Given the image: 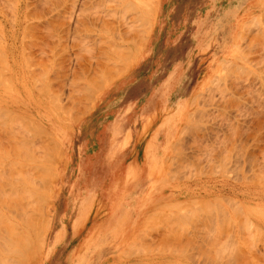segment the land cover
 I'll return each instance as SVG.
<instances>
[{
    "label": "rangeland",
    "instance_id": "rangeland-1",
    "mask_svg": "<svg viewBox=\"0 0 264 264\" xmlns=\"http://www.w3.org/2000/svg\"><path fill=\"white\" fill-rule=\"evenodd\" d=\"M0 111V264H264V0H0Z\"/></svg>",
    "mask_w": 264,
    "mask_h": 264
},
{
    "label": "bare ground",
    "instance_id": "bare-ground-1",
    "mask_svg": "<svg viewBox=\"0 0 264 264\" xmlns=\"http://www.w3.org/2000/svg\"><path fill=\"white\" fill-rule=\"evenodd\" d=\"M117 2H120V1H117ZM243 2H244V1H243ZM120 3H121V2H120ZM140 4H143V3H140ZM140 4L137 6L138 8H139ZM145 5H146V6H144V7H146V9H147V8L149 9V7L147 6V4H145ZM121 6H122V5H121ZM124 6H125V5H124ZM129 6H130V5H129ZM127 7H128V6H127ZM127 7H124L123 9H125V8H127ZM130 8H131V6H130ZM236 8H237V7H236ZM123 9H122V10H123ZM127 9H128V8H127ZM147 11H149V10H147ZM122 12H123V11H122ZM131 12H133V11H131ZM134 12H135V11H134ZM150 12H151V11H150ZM133 14H134V13H133ZM138 14H139V12H138ZM138 14H137V15H138ZM136 17H138V16H136ZM142 17H143V16H142ZM139 18H140V17H139ZM139 18H137V20H140ZM142 19H143V18H142ZM142 19H141V20H142ZM144 19H145V18H144ZM146 22H148V21L146 20ZM149 22H150V21H149ZM149 22H148V23H149ZM149 24H150V23H149ZM142 26H143V25H142ZM146 26H147V25H146ZM138 27H139V26H138ZM147 28H148V27H147ZM107 29H108V28H107ZM138 29H140V28H138ZM138 29H137V30H138ZM110 30H111V29H110ZM142 30H143V29H142ZM145 30H146V29H145ZM147 32H148V31H147ZM143 33H144V32H143ZM145 33H146V32H145ZM117 35H118V34H117ZM120 37H121V35H120ZM143 37H144V36H143ZM143 37H142V38H143ZM117 38H118V36H117ZM119 39H120V38H119ZM142 40H143V39H142ZM145 40H146V39H145ZM112 43H113V42H112ZM112 43H111V44H112ZM122 44H123V43H122ZM140 44H141V43H140ZM142 44H143V43H142ZM111 46H112V45H111ZM140 46H142V45H140ZM118 47H120V46H118ZM118 47H117V48H118ZM121 47H123V46H121ZM110 49H111V48H110ZM113 49H114V48H113ZM106 50H107V49H106ZM129 50H130V49H129ZM122 52H123V51H122ZM116 53H117V52H116ZM130 53H131V52H130ZM130 53H128V55H129ZM124 54H125V52H124ZM126 54H127V53H126ZM114 56H115V55H114ZM116 56H117V55H116ZM119 56H120V54H119ZM123 56H124V55H123ZM126 56H127V55H126ZM106 57H107V56H106ZM108 58H109V57H108ZM111 58H113V57H111ZM123 58H125V57H123ZM126 58H129V57H126ZM26 59H27V58H26ZM119 59H120V57H119ZM106 60H107V59H106ZM115 60H116V59H115ZM115 60H114V61H115ZM123 60H124V59H123ZM108 61H109V60H108ZM108 61H107V62H108ZM102 62H104V61H102ZM117 62H119V61H117ZM123 62H124V61H123ZM129 62H130V61L126 62V64H128ZM105 63H106V61H105ZM105 65H106V67L109 69V65H107V64H105ZM101 66H102V65H101ZM101 66H100V67H101ZM113 66H114V65H113ZM117 66H118V65H117ZM103 68H104V67H103ZM123 68H124V67H123ZM108 69L106 70L107 72L103 70V71H104V74L108 73ZM110 69H112V68H110ZM113 70H114V69H113ZM113 70H112V72H113ZM103 71H101V72H103ZM115 71H116V70H115ZM99 73H100V72H99ZM109 73L111 74L110 71H109ZM109 73H108V75H109ZM101 74H102V73H101ZM104 74H103V75H104ZM113 74H114V73H113ZM119 74H120V73H119ZM31 75H32V74H31ZM97 75H98V74H97ZM108 75H106V76H108ZM116 75H117V74H116ZM104 76H105V75H104ZM120 76H121V75H120ZM32 77H33V76H32ZM102 77H103V76H102ZM112 77H113V76H112ZM98 78H99V77H98ZM115 78H116V77H115ZM117 78H118V76H117ZM106 79H107V78H106ZM109 79H110V78H109ZM112 79H113V78H111V80H112ZM102 80H103V79H102ZM96 81H97V80H96ZM96 81H95V82H96ZM104 81H105V80H104ZM108 81H109V80H107V82H108ZM35 82H36V81H35ZM46 82H47V81H46ZM96 83H97V82H96ZM104 84H105V83H104ZM34 85H35V84H34ZM78 85H79V84H78ZM82 85H83V84H82ZM42 86H43V85H42ZM76 86H77V85H76ZM96 86H97V85H96ZM104 86H105V85H104ZM35 87H36V86H35ZM49 87H50V85H49ZM97 87L99 88L100 85H98ZM77 88H78V87H77ZM80 89H81V88H80ZM87 89H88V88H87ZM49 90H50V89H49ZM76 91H77V90H76ZM80 91H81V90H80ZM94 91H95V90H94ZM51 92H52V91H51ZM78 92H79V91H77L76 93H78ZM76 93H75V94H76ZM81 93H82V92H81ZM87 93H88V92H87ZM94 93H95V92H94ZM90 94H91V93H90ZM71 95H72V93H71ZM79 95H80V92H79ZM79 95H78V96H79ZM83 95H84V94H83ZM72 96H73V95H72ZM78 96H76V97H74V98H78ZM80 96H81V95H80ZM57 97H58V96H57ZM57 97H56V100H57ZM84 97H85V99H86V96H84ZM84 97H83V99H84ZM68 98H69V97H68ZM58 99H59V98H58ZM78 99H79V98H78ZM87 99H88V98H87ZM89 99H90V98H89ZM91 99H92V98H91ZM69 100H70V98H69ZM72 100H73V99H72ZM79 100H81V99H79ZM94 100H95V99H94ZM77 101H78V100H75L74 102H77ZM82 101H84V100H82ZM88 101H89V100H88ZM91 101H92V100H91ZM67 102H68V101H67ZM79 102H80V101H79ZM58 103H59V102H58ZM71 103H72V102H71ZM72 104H73V103H72ZM72 104H71V107H72ZM78 104H79V103H78ZM55 105H56V104H55ZM68 106H70V105H68ZM78 106H79V105H78ZM81 106H83V105L81 104ZM68 108H69V107H68ZM68 108H67V109H68ZM75 108L77 109L78 107H75ZM79 108H80V107H79ZM67 109H66V110H67ZM76 109H75V110H76ZM82 109H83V108H82ZM57 110H58V109H57ZM62 110H63V109H62ZM86 110H88V109H86ZM86 110H85V111H86ZM4 111H5V110H4ZM83 111H84V110H83ZM0 112H2V111H0ZM62 112H63V113L66 112L65 109H64ZM79 112H80V111H79ZM2 113H3V112H2ZM66 113L69 114L70 111H67ZM56 114H58V113H56ZM60 114H61V113H60ZM71 114H74V113H71ZM71 114H70V115H71ZM84 114H85V113H84ZM3 115H4V114H3ZM5 115H6V112H5ZM0 116H1V115H0ZM58 116H59V115H58ZM83 116H84V115H83ZM6 117H7V116H6ZM60 117H61V116H60ZM71 117H72V116H71ZM76 117H77V116H76ZM77 118H78V117H77ZM77 118H76V119H77ZM56 122H57V121H56ZM28 123H29V122H28ZM31 124H32V123H31ZM33 124H34V123H33ZM29 125H30V124H29ZM28 127H29V126H28ZM32 127H33V126H31L30 128H32ZM37 127H39V126H37ZM34 129H35V128H34ZM27 130H29V128H27ZM32 130H33V129H32ZM35 130H36V129H35ZM41 130H43V129H41ZM44 130H45V129H44ZM33 131H34V130H33ZM0 132H1V131H0ZM6 132H7V131H6ZM23 132H25V131H23ZM29 132H30V131H29ZM37 132H38V131H37ZM39 132H40V130H39ZM1 133H2V132H1ZM21 133H22V132H21ZM9 134H11V133L9 132ZM26 134L28 135V133H26ZM2 135H3V133H2ZM5 135H7V134H5ZM15 136H16V135H15ZM23 136H24V135H23ZM16 137H17V136H16ZM17 138H18V137H17ZM28 139H29V138H28ZM30 139H31V137H30ZM33 140H34V139H33ZM10 142H11V141H10ZM10 142H9V143H10ZM35 142H36V140H35ZM45 142H46V141H45ZM11 143H12V142H11ZM21 143H22V142H21ZM25 143H26V141L24 142V144H25ZM31 143H32V142H31ZM40 143H41V142H40ZM22 144H23V143H22ZM27 144H28V143H26L25 145H27ZM54 144H55V143H54ZM11 145H12V144H11ZM38 145H39V144H38ZM41 145H42V144H41ZM55 145H56V144H55ZM55 145H54V146H55ZM8 146H10V145H8ZM8 146H6V147L8 148ZM29 146H30V145H29ZM50 146L53 147V145H50ZM56 146H57V145H56ZM0 147H1V146H0ZM12 147L14 148V146H11V148H12ZM31 147L33 148L34 145H32ZM46 147H47V146H46ZM51 147H50V149H51ZM3 148H4V147H3ZM7 148H4V149H7ZM13 148H12V149H13ZM23 148H24V146H23ZM36 148H37V147H36ZM36 148H34V149H36ZM54 148H55V147H53V149H54ZM59 148H60V147H59ZM1 149H2V148H1ZM12 149H11V150H12ZM20 149H21V145H20ZM25 149H26V148H25ZM39 149H40V148H39ZM46 149H47V148H46ZM55 149H56V148H55ZM13 150H15V149H13ZM57 150H58V149H57ZM15 151H16V150H15ZM21 151H22V149H21ZM39 151H40V150H39ZM39 151H38V152H39ZM61 151H62V150H61ZM9 152H10V151H9ZM42 152H43V151H42ZM52 152H53V154H54V151H52ZM3 153H4V152H3ZM24 153H25V152H24ZM45 153H46V152H45ZM21 154H22V153H21ZM25 154H26V153H25ZM25 154H24V155H25ZM40 154H41V153H39L38 155H40ZM43 154H44V153H43ZM59 154H60V153H59ZM14 155H16V154H13V156H14ZM22 155H23V154H22ZM7 156H8V155H7ZM11 156H12V154H11ZM11 156H10V157H11ZM28 156H29V155H28ZM28 156H27V157H28ZM47 156H48V155H47ZM27 157H25V158H27ZM38 157H39V156H38ZM41 157H42V154H41ZM41 157H40V158H41ZM1 158H2V157H1ZM29 158H30V157H29ZM40 158H39V159H40ZM3 159H4V158H2V160H3ZM37 159H38V158H37ZM43 159H44V158H43ZM26 160H28V158H27ZM37 161H38V160H37ZM39 161H40V160H39ZM7 162H8V161H7ZM18 163H19V162H18ZM27 164H28V163H27ZM8 165H9V163H8ZM15 165H17V163H16ZM5 166H7V165H5ZM7 167H10V166H7ZM35 167H36V166H35ZM20 168H21V166H20ZM33 168H34V167H33ZM41 168H42V167H41ZM28 169H29V167L27 168V170H28ZM31 169H32V168H31ZM36 169H37V168H35V170H36ZM12 170H13V169H12ZM22 170H23V168H22ZM32 170H33V169H32ZM32 170H31V171H32ZM35 170H34V171H35ZM44 170H45V169H44ZM46 170H47V169H46ZM41 171H42V170H41ZM16 172H17L16 174H18V171H16ZM28 172H29V171H28ZM42 172H43V171H42ZM26 173H27V172H26ZM36 173H37V172H35V174H36ZM32 174H34V173H32ZM47 174H49V173H47ZM7 175L9 176V174H7ZM22 175H24L23 172H22ZM26 175H27V176L24 175V177L21 179V181H20L19 183H17V185H15V181H16V180H14V179H12V180L8 179V181L6 180V184H7V186H10V185H12V183H14V185H12V186H13L12 188H11V186L9 187V188H11V190H12V193H11V196H10V197H9V195H8V192H6V197H7V200L9 201V202H8V201L6 200V204H7V202H8V206L10 207V209H11V206L14 205V206H12V208H13L14 210H17V211H14V210L12 211V210H11V212H15V213H16V212H19V211H20V212L23 214V218H24L23 220H24V221H25L26 218L28 219L30 215H32L31 218H33L32 211H33L34 209H32V208H34V203H35V201H34V200H31V199H34V198L36 197L35 194H36V191H37V190H36V191H33V190H35V188H37L38 186H40L39 183H35V185L38 184V186L31 185L32 180L35 179V178H33V179L30 181V183H28V180L25 179V177H28L29 174H26ZM38 175H39V174H38ZM15 176H16V175H15ZM39 176H40V175H39ZM47 176H48V175H47ZM16 177H17V176H16ZM34 177H36V176H34ZM41 177H42V176H41ZM30 179H31V178H30ZM35 180H36V179H35ZM47 180H48V179H47ZM53 180H54V179H53ZM48 181H49V180H48ZM9 182H11L10 185H8ZM43 183H44V182H43ZM49 183H50V182H49ZM18 184H20V185H18ZM47 184H48V182H47ZM44 185H45V183H44ZM49 185H50V184H49ZM34 187H35V188H34ZM41 187H42V185H41ZM9 188H8V189H9ZM46 189H47V188H46ZM43 190H44V189H43ZM2 192L4 193V191H2ZM43 192H44V191H43ZM3 193H2V195H1V193H0V195L3 196ZM49 193H50V192H49ZM42 194H43V193H42ZM33 195H34V196H33ZM24 196H25V197L27 196V198L30 196V197L28 198L29 201L27 200V202H28V203H32V202L34 201V203H32V206H33V207L30 206V204H27V202L25 203V201H26L25 199H26V198H25ZM16 197H18V198H16ZM33 197H34V198H33ZM9 198H10V199H9ZM23 198H24V199H23ZM37 198H38V196L36 197V199H37ZM36 199H35V200H36ZM1 200H2V199H1ZM1 200H0V202H1ZM24 200H25V201H24ZM23 201H24V202H23ZM31 201H32V202H31ZM36 202H38V201L36 200ZM41 202H42V201H41ZM24 203H25V204H24ZM42 203H43V202H42ZM128 203H129V202H128ZM10 204H11V206H10ZM40 204H41V203H40ZM44 204H45V201H44ZM37 206H38V205H37ZM37 206H35V208H36ZM30 207H32V208H30ZM29 208H30V210H32L31 212H29V211H30ZM132 208H134V207H132ZM10 209H9V211H8V210H7V211L10 212ZM130 209H131V208H130ZM4 210H5V209H4ZM28 210H29V211H28ZM42 211H43V210H42ZM20 212H19V214H20ZM33 212H34V211H33ZM35 212H36V209H35ZM40 212H41V211H40ZM30 213H31V214H30ZM37 213H38V210H37ZM28 214H29V216H28ZM34 214H36V213H34ZM119 214H120V213H119ZM8 215H9V214H8ZM9 216H11V215H9ZM12 216H13V215H12ZM27 216H28V217H27ZM36 216H37V215H36ZM0 217H1V216H0ZM45 217H46V216H45ZM5 218H6V217H5ZM31 218H29V219H31ZM6 219H7V218H6ZM12 219H13V217H12ZM29 219L26 220V221H27V222L25 221L26 224L23 225L24 223H23L22 217H21V220H20V217H19V222L21 221L20 224H22L23 226H26V228H27V229L29 228V230H30V227H31V226L33 227V225H31L29 222H30V221H31V222H36V221H35L34 219H31V220L29 221ZM46 219H47V218H46ZM46 219H45V220H46ZM36 220H37V219H36ZM7 221H9V220L7 219ZM7 221L5 220V222H7ZM28 221H29V222H28ZM7 223H8V222H7ZM10 223L12 224V226H11ZM4 224H5V223H4ZM4 224H3V225H4ZM13 224H14V223H12V222H9V224H6L9 228H11V227L15 228V229L11 228V231H10V230H9V231H10L11 233H13V232L15 231V232H16L15 235L17 234V235L19 236V234H21L23 237L20 236V238H18L17 235H16V237L18 238V240H15L14 238H16V237H13L14 234L11 236V233H10V232L8 233V232L6 231V233H7V234L5 233L6 236L9 234V237H10V236L13 237V239H14L15 241H18V242H15L14 240H11V239H10L11 237L8 238V241H7L8 244H7V246H6L8 252H3L2 254H6V253L9 254V253H11V252L13 253V251L15 250V247H17L16 245L21 246V243H19V241L22 242V243H25V239H26V238H24L25 236L22 234V231H21V233H20V232H17V229H18V231H19V229H21V227H20V228H16V227H15V224H14V226H13ZM3 225H2V223H1L2 228H3ZM117 225H118V224H117ZM1 226H0V227H1ZM10 226H11V227H10ZM36 226H37V225H36ZM17 227H19V226L17 225ZM9 228H6V229L8 230ZM22 228H23V227H22ZM37 228H38V227H37ZM3 229H4V228H3ZM6 229H5V230H6ZM12 229H13V230H12ZM24 229H25V228H24ZM21 230H22V229H21ZM31 230H32V229H31ZM31 230H30V231H31ZM36 230H37V229H36ZM36 230H35V234H36ZM119 230H120L119 227H117V226H112V227H108V228L106 229V233H108V231H109V232H111V235L114 236V237L116 238V237L119 235V233H120ZM12 231H13V232H12ZM38 231H40V230H38ZM25 232H26V231H25ZM27 232H28V231H27ZM27 232H26V234H27ZM29 233H30V232H29ZM29 233L27 234L28 236H30ZM33 233H34V232H33ZM37 233H38V232H37ZM2 236H3V235H2ZM32 236H34V234H32ZM3 237H4V236H3ZM5 238H6V237H5ZM17 238H16V239H17ZM28 238L31 239V240H30V239H29V240H30L31 243H32L33 240H32V238H31V236L28 237ZM9 239H10V240H9ZM19 239H20V240H19ZM5 240H6V239H5ZM36 240H37V239H36ZM14 242H15L16 244H13ZM17 243H19V244H17ZM0 244H1V243H0ZM26 244H27V247H28L29 244H28V243H26ZM26 244H22V247H23V245H26ZM32 244H33V243H32ZM32 244H31V245H32ZM24 247L27 248L26 246H24ZM94 248H95L96 250L93 251V256L96 257V258H100L103 254L107 253V250H104L103 248H99L98 245H95ZM16 250H17V249H16ZM15 252H16V251H15ZM12 253H11V256H12ZM13 254H14V253H13ZM16 254H17V253H16ZM14 256H15V255H14ZM16 256H17V255H16ZM19 257H20V256H19ZM1 259H2V258H1ZM1 259H0V260H1ZM5 259H6V258H5ZM19 259H21V258H19ZM92 259H93V257H92ZM13 260H15V259H13ZM2 261H3V260H2ZM4 261H6V263L8 262L7 264H9V263L11 262V261L8 260V259H7V260H4ZM83 263H84V262H83ZM2 264H3V263H2ZM11 264H13V263H11ZM16 264H17V263H16ZM20 264H22V263H20ZM90 264H91V262H90Z\"/></svg>",
    "mask_w": 264,
    "mask_h": 264
},
{
    "label": "crops",
    "instance_id": "crops-1",
    "mask_svg": "<svg viewBox=\"0 0 264 264\" xmlns=\"http://www.w3.org/2000/svg\"><path fill=\"white\" fill-rule=\"evenodd\" d=\"M105 232H106V231H105ZM119 232H120V230H119ZM112 238H115V237L112 236V235H111V232L108 231V233H105V234H104V237L101 238V239L99 240V242H98L96 245H98L99 248H103L104 250H107V248H106L105 246H106V244H109V241H110V239H112ZM94 247H95V246H94ZM94 247L91 249L92 252H93L94 250H96ZM88 256H89V255H88ZM92 257H93V255H91V256H89V257L86 256V257L84 258V260H85L84 263H83V260H80V261H78L76 264H86V263L90 264V262L92 261ZM87 259H88V261H87Z\"/></svg>",
    "mask_w": 264,
    "mask_h": 264
}]
</instances>
